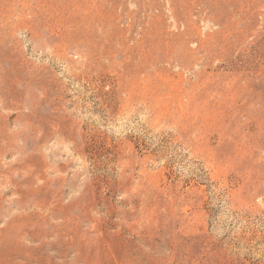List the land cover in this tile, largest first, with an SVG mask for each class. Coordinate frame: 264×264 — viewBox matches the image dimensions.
Segmentation results:
<instances>
[{
  "label": "rangeland",
  "instance_id": "374dc122",
  "mask_svg": "<svg viewBox=\"0 0 264 264\" xmlns=\"http://www.w3.org/2000/svg\"><path fill=\"white\" fill-rule=\"evenodd\" d=\"M0 264H264V0H0Z\"/></svg>",
  "mask_w": 264,
  "mask_h": 264
}]
</instances>
